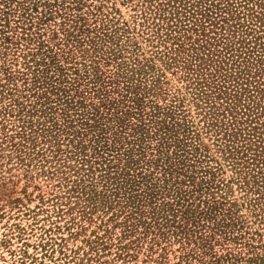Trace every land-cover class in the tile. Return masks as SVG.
Masks as SVG:
<instances>
[{"label": "trees", "instance_id": "trees-1", "mask_svg": "<svg viewBox=\"0 0 264 264\" xmlns=\"http://www.w3.org/2000/svg\"><path fill=\"white\" fill-rule=\"evenodd\" d=\"M26 2L0 0V19L11 4L22 9L18 17L29 16ZM140 3L137 23L155 50L149 58L129 55L114 62L106 81L98 64L121 56L120 50L114 52L115 29L96 37L102 45L109 43L107 51L93 38L87 41L90 53L79 50L89 61L88 66L82 63V74L77 68L67 73L48 50L41 58L31 54L25 65L29 81L22 86L33 100L17 119L16 135L46 145L60 168L55 173L64 182V193L82 211L99 208L122 217L116 225L119 240L136 229L153 238H163L165 228L187 237V224H195L192 197L201 188H213L222 166L232 173L230 182L243 198L254 196L248 200L251 206L264 203V0ZM76 43L80 47L81 41ZM164 71L177 74L183 93L175 90L160 106L154 100ZM81 85L89 91L87 104L77 90ZM111 94L116 95L113 101ZM191 107L199 116L196 123L186 120ZM202 135L212 138L214 155ZM201 162L209 168L199 172L196 182L194 168ZM212 207L197 214L204 218Z\"/></svg>", "mask_w": 264, "mask_h": 264}, {"label": "rangeland", "instance_id": "rangeland-1", "mask_svg": "<svg viewBox=\"0 0 264 264\" xmlns=\"http://www.w3.org/2000/svg\"><path fill=\"white\" fill-rule=\"evenodd\" d=\"M140 1L27 0L29 16L18 17L22 9L11 4L5 19H0L6 26L0 35V264H264V203L251 206L248 200L254 196L242 197L243 192L230 182L232 173L227 168L222 166V172L214 174L213 188H201L200 194L193 195L195 224L190 223L195 226L187 224V237L173 236L165 228L160 230L163 238H153L136 229L119 240L121 230L116 225L122 217L99 208L82 211L81 204L76 206L75 199L64 193V182L55 173L60 168L51 161L46 145L39 138L34 142L16 135L17 119L33 100L22 86L24 80L29 81L25 65L31 54L41 58L48 50L67 73L77 68L82 74V63L88 66L89 61L80 57L79 50H88L87 41L93 38L107 51L109 43L102 45L96 37L115 29L114 52L117 55L120 50L121 56L98 64L103 81L113 72L114 62L129 55L138 59L152 55L155 42L145 41L137 23ZM0 11H4L1 6ZM153 63L160 67L155 59ZM170 73L164 71L158 84L161 93L154 101L160 106L168 103L175 90L183 93L177 74ZM77 90L85 104L91 101L82 85ZM115 98V94L109 96L112 101ZM198 119L191 107L186 120L196 123ZM202 136L203 145L213 154L212 138ZM205 165L196 164V182L199 172L209 168ZM226 183L227 188L216 192L215 186ZM206 205L212 210L202 218L197 213ZM117 246L124 248L117 250Z\"/></svg>", "mask_w": 264, "mask_h": 264}]
</instances>
